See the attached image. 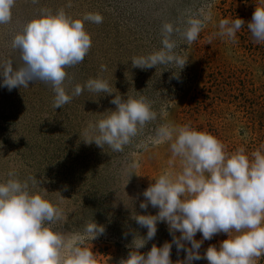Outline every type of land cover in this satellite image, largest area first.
<instances>
[{"label": "rangeland", "instance_id": "obj_1", "mask_svg": "<svg viewBox=\"0 0 264 264\" xmlns=\"http://www.w3.org/2000/svg\"><path fill=\"white\" fill-rule=\"evenodd\" d=\"M71 2V7H68ZM261 0H16L10 23L0 25V60L12 59L14 66L22 62L19 52L11 48V40L22 26L42 9L64 8L73 17L86 12L103 15L100 24L86 23L92 47L83 62L67 69L69 91L89 78L109 81L113 91L127 96H145L153 109L168 113L148 124L144 133L125 147L123 152L104 149L94 142H84V130L106 111L115 110L112 95L90 92L74 97L63 108H54V92L41 81L28 88L3 86L0 76V181L15 171L20 180L29 177L39 184L29 185L33 191L46 189L47 199L57 203L66 222L55 228L66 233L83 230L94 220L103 225L102 235L87 242L98 264H119L126 258L136 233L144 237L147 229L132 219V214L155 215L158 208L150 204L141 209L143 192L163 170L179 171V158L173 159L170 144L137 145L152 135L164 122L190 124L218 138L228 153L243 147L249 156L257 149L264 152V43H254L247 28L256 5ZM211 4L212 20L191 45L177 49L187 58L186 66L173 78L175 69L134 68L131 58L158 49L163 22L183 27L189 10L199 11ZM242 18L246 23L237 32L233 43L217 35L221 19ZM179 40V36L175 37ZM209 40L211 41L209 44ZM106 66L101 72L100 66ZM179 71V69H177ZM117 89V90H116ZM118 93V94H119ZM133 165H138L133 167ZM61 194V195H60ZM62 196V197H61ZM64 197V198H63ZM179 237L180 233L176 232ZM228 238L219 233L203 240L200 254L210 245L217 248ZM195 239L202 240L197 232ZM171 242L166 222L157 223V232L148 240L142 253L153 244ZM185 247H191L186 242ZM186 251L171 249L172 264H183ZM191 264H208L206 259ZM264 264V256L256 260Z\"/></svg>", "mask_w": 264, "mask_h": 264}, {"label": "clouds", "instance_id": "obj_2", "mask_svg": "<svg viewBox=\"0 0 264 264\" xmlns=\"http://www.w3.org/2000/svg\"><path fill=\"white\" fill-rule=\"evenodd\" d=\"M15 3L16 0H0V25L11 22ZM103 19L99 12L73 17L63 7L55 11L42 9L11 40V48L19 52L22 63L14 66L12 59L0 60V76L9 91L28 88L36 81L50 85L55 109L63 108L85 89L108 95L115 92L111 100L115 110L106 111V115L90 123L83 140L87 144L94 142L101 149L107 145L113 152H123L143 135L148 124L158 118L164 120L168 113L164 107L159 112L154 110L152 102L143 95L122 98L108 80L99 76L89 78L83 85L77 83L69 91L66 81L70 83L71 78L67 69L82 63L92 47L85 24H100ZM211 20L208 4L196 12L189 10L183 27L163 22L161 46L146 55L133 56L132 66L142 70L155 67L156 71L162 66L160 74L175 69L173 78L179 80L187 58L177 49L182 43L191 45L196 41ZM245 23L239 17L221 19L217 35L234 43ZM246 24L253 42L264 43V0L256 5ZM100 70L106 71V66L102 64ZM163 143L170 144L173 159L179 158L180 169L163 170L144 190L140 208L147 209L150 204L158 212L132 214L131 218L147 229V235H134L127 257L119 264H172L173 244L178 252L186 251L183 264L200 259H206L208 264H256L264 256V152L257 149L249 156L241 147L228 153L214 135L190 124L171 122L158 124L137 147L147 150ZM8 177L0 181V264H98L87 242L104 233L103 225L92 220L76 233L57 230L58 222H66L65 213L46 198V189L32 190L28 181L39 184L35 176L22 181L15 171H10ZM158 222L167 223L172 241L159 247L153 244L146 254L142 253L140 249L155 237ZM197 232L202 233V240L195 239ZM219 233H227L228 238L218 248L210 245L202 256L199 249L203 240ZM186 242L191 247H185Z\"/></svg>", "mask_w": 264, "mask_h": 264}]
</instances>
